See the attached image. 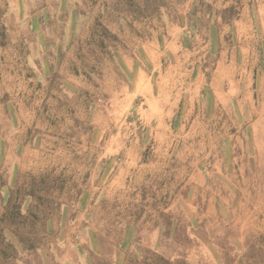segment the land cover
<instances>
[{"label":"rangeland","instance_id":"1","mask_svg":"<svg viewBox=\"0 0 264 264\" xmlns=\"http://www.w3.org/2000/svg\"><path fill=\"white\" fill-rule=\"evenodd\" d=\"M0 264H264V0H0Z\"/></svg>","mask_w":264,"mask_h":264}]
</instances>
